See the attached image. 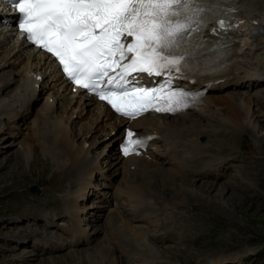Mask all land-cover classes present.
<instances>
[{"label":"rangeland","instance_id":"rangeland-1","mask_svg":"<svg viewBox=\"0 0 264 264\" xmlns=\"http://www.w3.org/2000/svg\"><path fill=\"white\" fill-rule=\"evenodd\" d=\"M260 7L263 8L264 3H262V6ZM6 48H8V46H6ZM6 48L4 47V49ZM23 61L24 63L26 62L25 59ZM21 63H16L14 66H12V68H17L16 70H18L19 73H22V69L24 68L23 66L25 65H23L24 63L21 65ZM33 66L34 65L30 66L28 63L27 67L29 68L27 71L29 72L30 70H35ZM6 68L7 70H9V67H5V71H7ZM0 71H3V69H0ZM15 76L17 77V74H15ZM16 83L17 82L11 85L8 89H3L0 95H12L14 93L13 89H15L14 87H16ZM36 88L38 89V87ZM37 89L33 92L35 94V97L33 98L26 111L22 112L21 114H16L14 110L8 109L6 113L1 116L0 120V125H2V128H0V264H81L82 262L84 263L85 261H88L90 257H95L97 259V262L101 264H108V262L98 254V250L101 249V247H103L104 245H107L108 222L109 219H111V215L112 217H115V215L117 216V214L114 212V209L109 210V206H106V208L102 206L103 204H105L106 199L98 195L97 191L93 189H90V200L89 198H87L84 202H81L82 198H79V196L81 195H73L74 197L69 201L70 203L74 202L73 199L75 198L80 201V210L85 213V223L88 224L91 232V235L87 242L76 247L66 245L64 241L62 242L63 238L61 235L52 233L51 231L53 230L50 228L42 230L41 222H36V228L34 227L35 229H37L41 233H44L45 235H49L51 237V240H58L59 244L64 243V245L61 248L52 251L47 248L43 252H39L37 250L38 248L30 245V238L27 235L31 234V231L23 227L22 219L26 220L27 218H29V221L37 220L40 209H38L36 204L30 200L29 196L21 194L25 190V188L20 193H18V189H21L28 183L32 182L41 184L43 187V189L41 190V196H43L44 198L40 201L44 204L47 201L52 200V198L57 200L61 197H70V194L66 193H69L71 188H80L82 186L81 183L85 179H77L78 183L79 181L81 182L79 185L76 180L74 183L70 182L68 187L66 188L64 176H55L57 179L55 177H52V175H55L54 173H52V170H56L57 162H52V160L49 159V155H46L47 153L38 152L33 143L29 140L27 141L24 129L31 128V124H28L32 120L34 123V119L40 113V108L42 106L46 105L47 103H53V107L55 106V114L53 113L51 115L52 117H49L48 121L46 122L49 124V122L53 123L52 120L56 121V119H61L63 122L64 118L65 120L67 119V128L74 134V146L81 145L84 149L89 148V150L91 151V155L97 157L96 170H98L99 175L103 173L115 179L119 178L120 176V180H122L125 184L128 183L127 180H129L130 183L137 182L139 184H142V182H147L148 178L136 179V177H125L122 169L120 173L118 169L114 170L115 167H109L110 161L107 162V160H110V156L108 155L110 154V150H113L114 152L115 147V145L111 147L109 142V140L114 136V131L110 130V126H106L105 122H91L92 119L94 120V115H91L90 112L77 115L78 112L82 110V108L78 106L76 107L73 114L71 109H73L72 107L74 105H70V108L67 107L66 112L63 113V109L59 105L56 106V101H54V95H56V91L59 89V86H45L39 91H37ZM258 93L264 94V86L257 87L250 93L246 92V90L232 89L220 92L218 93V95H221L225 100L229 97H234L235 101L239 104L243 101H245L246 103L249 101L248 113L250 112V115L248 114V118L246 120H243V122L247 124L248 129L246 128L247 131L246 129L243 130L246 132V134H249L247 132H253V139H250L249 135H247V137L249 139V143L252 142V147L253 145L257 147V153L262 154L260 158L262 163L261 165L255 164V170L253 171L246 172L244 171V169H242L243 172L238 171L239 174L242 173L243 175L241 180L239 181H237L238 178L236 179L233 176L223 178L222 182H216L212 179H205L201 177V179L199 178V181L194 182L192 180H186L184 179L186 177H183L177 178V180L168 184L172 185L174 189L176 187L181 189L182 186H188L196 192L204 193L202 188V181L216 183V185L209 191L208 201L202 197H193L190 201H187L186 204H181L179 198H175L173 196L174 190L172 188L166 187H164L166 189L157 187H155L154 189L152 188V193L156 190L157 192L155 193L159 195V198L165 201L164 205L173 204L177 209L190 206L188 203H190L192 206V204H196L197 202H203L207 206L204 211L205 215L203 217L204 225L198 227V229L196 230L207 232V235L197 240L194 243V246L217 247L224 244L233 243L246 244L247 246H251V248L245 250L247 246L241 245L242 251L245 252V255L249 256V250L257 249L258 251H260V253H255L254 255H252L257 256L253 263L264 264V252H262L264 251V105L261 106V103L259 104L261 110L260 108L254 109L250 101L252 95ZM251 106L253 108L252 110L250 109ZM11 119H13V121ZM180 121H185V119ZM108 125H111V123H108ZM250 127H252L253 129H251ZM45 130L46 129H44L43 131ZM119 130L120 134L122 128ZM29 132H27L28 136ZM240 132L241 131L237 133L238 136L235 135L232 137L233 139H235H232L234 142L233 147L236 142L239 145L240 139H242V136L244 137L243 133L245 132ZM84 133H86V136L84 135ZM68 136H70V134H68ZM247 137L244 138L246 139ZM14 141L31 144V149H33L32 154L30 155V153L24 151V154L21 155L20 153L24 148V145L20 143H14ZM242 145H244L243 140ZM231 150L232 152H235L233 151V149H230V151ZM42 154H44L43 157ZM241 154H245V151L241 152ZM34 160L35 162H33ZM258 162L260 161H257V163ZM99 179L100 178L98 174L95 173L94 177L90 178V181L92 183H97ZM57 180L61 181L62 187L57 191H53L52 189L55 188L54 186L57 183ZM55 181L56 183H54ZM109 181L110 178L102 177L101 183L104 185V187H107ZM225 183L229 186H224ZM99 186L101 187L98 190L99 193L101 195L107 194V188L104 189V187H102L101 185ZM223 187L224 189H222ZM220 190L224 191L217 195V192ZM32 195H34V193H32ZM214 195H216V197H214ZM36 196L38 197L39 195ZM106 196H108V194ZM146 197H149V195H147ZM210 197L213 199H210ZM32 199L35 200L36 198ZM218 199H220L221 201L220 205L217 202ZM101 206L102 209L100 210ZM39 207L42 206L40 205ZM30 208H32L31 213L29 211ZM195 208L192 207V210ZM202 210L203 209L199 210L198 212H201ZM192 214L193 213L187 214L186 216L179 218L182 221L186 222L194 218ZM124 219L125 218L120 221L117 220L118 222L114 225V228L116 227V230L118 228L123 229L124 226H128L127 222L129 221H126ZM91 220L94 221L91 222ZM118 223H121V227L120 224L118 227ZM130 225L133 226V224ZM17 240L24 243H17ZM26 241H28V244L25 243ZM48 245L50 246L51 243H48ZM157 245H155L154 249H152L156 251L155 256H162L161 253L165 252V259L170 263L168 258L173 254L168 251L166 252L163 247H158ZM85 255L87 260L85 258ZM80 256H83V258H79ZM171 257L173 258L174 256ZM79 259H81V263ZM183 264H188V262L183 261Z\"/></svg>","mask_w":264,"mask_h":264},{"label":"snow or ice","instance_id":"snow-or-ice-1","mask_svg":"<svg viewBox=\"0 0 264 264\" xmlns=\"http://www.w3.org/2000/svg\"><path fill=\"white\" fill-rule=\"evenodd\" d=\"M208 0H12L25 38L45 50L80 88L106 101L116 112L135 117L149 109L175 112L191 95L172 86L189 55L182 45L207 22ZM218 28L230 25L218 19ZM217 29H213L215 32ZM161 76L158 87L135 76ZM195 100V97L192 96ZM150 137L126 133L124 155Z\"/></svg>","mask_w":264,"mask_h":264},{"label":"bare ground","instance_id":"bare-ground-1","mask_svg":"<svg viewBox=\"0 0 264 264\" xmlns=\"http://www.w3.org/2000/svg\"><path fill=\"white\" fill-rule=\"evenodd\" d=\"M262 3H264V0L263 1L260 0V2L259 0H248L247 2L242 4L240 9L236 13L237 15L236 20L238 22V25L235 26V28L243 34L241 48L243 49L245 56H247L248 58H252L255 61L258 60L260 62L264 61V30H262V27L264 26V7L263 8L260 7L262 6ZM13 16L14 18H16L17 17L16 13L13 12V10H11L10 8H6L5 4L0 3V69H3V71H0L1 72L0 94L3 89H8L10 88L11 85L17 82L16 87L13 86L15 89H13L14 93L12 95H6V94L0 95L1 96L0 120H1V116L5 114L8 109L14 110L16 114L17 113L21 114L22 112L26 111L29 105L31 104L33 98L35 97L33 91H36L37 89L36 87H38L37 91H39L45 86L57 85L59 86V89L56 91V95H54V101H56V106L59 105L63 109V113H64L66 112L67 107H69L70 105H74L72 107L73 109H71L72 114L75 112V109L78 106L82 108V110L78 112L77 115L81 113L85 114L87 112H90L91 115H94V120L92 119L91 122L92 121L103 122V123L105 122L106 126H110L111 128L110 130L114 131V136L109 140L110 146L113 147L116 144V141L118 140L119 131H120L119 129H121L124 126L122 125L120 127L122 118H117L116 116H113L110 110L106 106L100 104L98 101L94 100L88 94H84L81 92L75 93L76 90H70L71 92H69L68 91L69 86L64 83L63 79L60 77L54 64L47 57L41 55L40 52L28 46V44L25 41L18 40L14 36L15 31L13 29V24L10 23V19H9ZM6 46H8V48H6ZM4 47L6 49H4ZM24 59L26 61L25 63L23 61ZM21 62H23L24 64ZM16 63H21V65L22 64L25 65L23 66L24 68L22 67L23 68L22 73L21 72L19 73V71L16 70L17 68L16 69L12 68V66H14ZM28 63L30 66L34 65L33 68H35V70H30L31 69L30 68L29 69L30 71L28 72L27 71L29 68L27 67ZM5 67H9V70H7L6 68L7 71H5L4 69ZM15 74H17V77L15 76ZM255 95L256 94L252 95L250 101L254 109H259L260 108L259 104L261 103L262 106L264 105V103L263 101H258L254 97ZM261 95L264 96V94L262 93ZM248 102L246 103L245 101H243L239 104L235 101L234 97H229L225 100L221 95L218 94H206L205 103L195 108V110H198L202 113H206V116L202 119L196 120V117H192L189 119H185V121H180V119L176 118L175 116L157 114L153 117H149V119L137 118L133 120L131 123L137 125L146 124L148 126L161 124L175 136H180L181 134H185V133L196 136L198 134L205 133L208 142H211L212 145H214L216 148L219 146L232 148L234 143L233 140H235L232 137L237 135L239 131H241L240 133L245 132L243 129H246L248 127L247 124L243 122V120H246L248 118V114L250 115V112L248 113L249 110ZM52 104L53 103L51 104L47 103L46 105L41 107V111L38 114V116L34 119L33 124L42 130L46 129L45 131H43V136L46 138V140L45 141L40 140L39 143L41 145L46 146L47 150L44 153H47L46 155H49V159H51L52 162L54 161L57 162L56 170H52V173L55 174L52 175V177L64 176V179L70 178L71 179L70 182L74 183L75 180L77 181V179L81 180L82 178H84L85 172L90 171V169L92 168V164L97 162V157L91 155V151L89 150V148L84 149L81 145L74 146L73 144L74 134L71 132V130L67 128L66 125L67 119L65 120L64 118L63 122L61 119H56V121L52 120L53 123L49 122V124L46 122L48 121V118L52 117L51 115L54 113L55 106L53 107ZM250 109L251 110L253 109L252 106ZM48 114L49 116H47ZM13 119L11 120L13 121ZM43 122L46 124V126H43L42 124ZM108 123H111V125H108ZM1 126L2 125H0V128H2ZM250 128L253 129L252 127ZM219 131L222 132L221 135H218ZM247 133H249L248 134L249 138L253 139V132H247ZM37 134L38 131L32 127L29 132V137L34 138L35 136H37ZM68 134H70V136H68ZM85 134L86 133H84V135ZM178 141L183 143V141L181 140ZM14 143H20L24 145V148L23 149L21 148L22 149L20 153L21 155L24 154V151H27L28 153H30V155L32 154L33 149H31V144L28 143L29 144L28 145L27 143L26 144L24 142L21 143L20 141H16V142L14 141ZM256 148L254 149L256 150ZM43 156L44 154H42V157ZM108 156H110L109 167H115L114 170L115 169L117 170L119 168V165L122 168V166L126 162H128L127 159H124L118 156L117 154H115L113 150H110V154ZM33 162H35V160ZM130 164L132 165V168H130V170H126L125 168L122 169L125 177L127 176H129V178L136 177L137 179L139 178V176H142L143 178H148V181L139 184L137 182L130 183V181L127 180L128 181V183H126L127 188L122 190H124V192H127L130 189H134L133 190L134 193H127V196L136 197L135 195L138 194V198L141 204H144L148 201H152L155 204L159 203L164 205L165 201L159 198V195L155 193L157 191L155 190L152 193V188L154 189L155 187L172 188L174 190L173 196L175 198H179L181 204H186L187 201H190L191 198L193 197H202L208 201L209 191L211 188H213L216 185V183L213 182L209 183L202 181V185H203L202 188L204 193L196 192L195 190L189 188L188 186L186 187L182 186L181 189L176 187L174 189L172 185H168V184L174 182L175 180H177V178L172 177L169 174V168L163 166L161 163L147 161L144 159H135L130 161ZM184 179L192 180L194 182L199 181V178H195V177H190V178L186 177ZM54 183H56V181ZM80 183L81 182L79 181V184ZM81 184L82 186L80 188H76V189L71 188L70 192L68 193L70 194V197L67 198L64 197V198L70 201L75 195H81L79 196V198H83L84 196H89L91 191L87 189V187H85L88 185V182H85L84 184L83 181ZM224 186L228 187L229 185L225 183ZM54 187L55 188L52 189L53 191L54 190L57 191L61 189L62 187L61 181L57 180V183L55 184ZM222 189H224V187ZM223 191L224 190L218 191L217 195ZM147 195H149L150 198L146 197ZM211 197L210 199H213ZM214 197H216V195H214ZM217 202L220 205L221 202L220 199H218ZM78 208L81 209L80 205H78L77 209ZM38 209H41V207H38ZM114 212L117 214V216L115 215V217H112L111 215V219H109L108 225L109 223L115 225L118 221L122 220L123 218H125L124 220L128 221L126 217L122 214V212L116 209H114ZM30 222L33 223L34 227L36 225V222L42 223V221L40 220H34ZM127 223L128 226H124L123 229L118 228L117 230L123 234L129 235L124 237L131 238L135 244L139 245L138 241L143 242L142 238H144L141 235V230L130 225L131 224L130 222ZM90 235L91 232L89 227V237ZM25 243L28 244V241H26ZM60 245L61 244H59L58 242V246ZM47 248L52 251L54 246L51 244L50 246L48 245V247H46L45 249ZM152 252H153V255L151 257L152 259L155 260L158 257H160V256H155L156 251L152 250ZM98 254L103 259H105L108 262V264H122L120 258L115 254L114 248L110 243L109 239L107 240V245H104L103 247H101V249L98 250ZM79 258H83V256H80ZM79 260L81 263L82 262L81 259ZM83 264H101V263L97 262V259L95 257H90V259L88 261H85Z\"/></svg>","mask_w":264,"mask_h":264}]
</instances>
